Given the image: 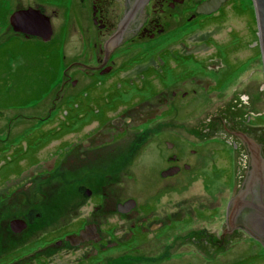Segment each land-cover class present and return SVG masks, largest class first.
<instances>
[{"label": "flooded vegetation", "instance_id": "af4514ba", "mask_svg": "<svg viewBox=\"0 0 264 264\" xmlns=\"http://www.w3.org/2000/svg\"><path fill=\"white\" fill-rule=\"evenodd\" d=\"M189 1L146 0L140 7L129 11V7L137 0H34L31 4H23L22 0H0V38L3 39L0 47L11 39L41 40L16 32L11 25L10 17L13 13L33 9L49 19L51 36L47 42L58 41L63 48L70 36V30L74 29L81 44H88L90 49L97 51L94 66H89L93 56L88 54L87 58V53L82 57L84 61H72L71 64L64 65L60 75V86L53 93L56 99L45 116H42L44 102L11 106L0 97V264H55L54 260L58 257L68 258L76 251L86 248H90L92 253H87L85 257L81 255L76 263L71 264L121 263L119 260L107 258L115 254L117 248H122L124 220H132L128 241L138 240L147 234L154 236L160 233V237L168 236L170 230H174L171 229L173 224L176 228L184 224L186 214L158 216L152 203L141 204L135 198H122L117 184L123 173L122 162L127 161V165L130 166L126 176V181L131 182L129 185L150 183L162 186L166 191L159 192L160 198L162 197L160 193L167 192L172 184L171 180L175 179L180 181L178 184H186L187 180L189 182L198 180L201 187L206 188L204 184L206 171L215 169L218 161L221 164L225 162L224 158L217 154L220 149L206 151L197 144L198 147L189 150V154L179 156L175 147L171 149L173 145L166 148L163 142L166 151L165 155L161 156L159 167L155 166L160 158L156 159L155 155L150 154V159H147L145 156L148 154H144L142 158L147 159L148 165L141 166V171L137 175L133 167L137 164L138 153L134 147L139 145L138 130L129 141L125 154L117 141L123 135L124 126L130 124L133 119L131 113H118L107 117L108 112H114L122 105L119 99L125 92L120 88H111L112 85H103L101 81L105 87L103 88L105 91L101 93L100 88H94V84L79 88L72 77L76 71L87 77L95 76L102 79L111 77L118 70L112 67V55L115 50L121 48L124 49L125 57L133 59L136 65L135 62L139 60H143L141 61L143 65L146 62H161L157 69L147 65L144 70L138 72L147 73V81L153 82L152 79L156 81L155 74H158L156 77L159 76L161 82H164L161 79L165 78L166 74L180 75L186 61L198 62L199 59L171 49L175 44H184V38L171 40V37H167L171 32V25L175 23L171 22L170 18H183L187 23H192L194 30H197L205 25L218 24L223 18L225 7L231 6L232 11L235 8L231 5L232 0H222L214 13L203 15L197 14L196 8L208 0H195V4H190ZM113 4L115 9L111 7ZM61 9L63 13L60 15ZM188 10L190 14L185 17ZM171 11L176 13L172 14ZM59 17L62 20L56 26L58 32L55 36L54 24ZM160 39L159 44H153L146 49L148 51L144 57L138 56L140 45L152 44ZM256 47L260 52L259 42ZM107 49H110L109 53ZM3 54L5 55V52ZM87 59L88 63L85 62ZM66 83L68 88L64 92L63 85ZM143 87L145 88V86L141 88ZM141 88L136 90H142ZM107 91L110 97L115 94L111 100L108 99ZM186 93H181L180 98H186ZM168 96L160 94L157 99V103L166 108L163 113L159 111L155 114L153 111L158 109H153L151 121L141 122L140 125L144 123L148 126L147 130L152 132L147 134L143 128L140 133L142 142L155 132L152 124L156 120L165 123L169 120L171 101L178 98V90L169 91ZM242 98L245 100L244 103H248L245 96ZM236 117L237 110L230 109V100H227L201 122L200 129L201 131L204 129V133L194 136L199 139V143L206 142L202 144L203 146L209 142L216 143V140L224 141L229 146L231 143L238 156H245L246 171L238 185L241 190L252 164V148L262 150L261 155L264 156V138L263 141L259 140L264 130L260 129L258 134L253 135L249 129L250 122L247 119L236 120ZM140 125L137 123L134 127L139 129ZM116 130H119L118 133ZM145 135L149 138L145 139ZM109 142L114 147L108 146ZM169 169H175V173L163 176ZM186 173H192L191 177L185 178ZM76 174L79 178L75 177ZM259 176L262 181L254 183L257 194L264 192L263 185L260 187L261 183L264 184V174ZM78 179L81 181L77 182ZM85 179H94L96 184L91 186ZM240 190L235 193L233 199ZM128 201H133L134 205L124 213L119 211L118 207ZM231 201L229 200L226 205L222 230L218 237L215 236L216 241L211 240L214 237L213 232L201 226L192 232L194 237L192 242H196V238L199 237L198 241L204 242L205 245H209L210 242L216 243L214 248H217L222 243V246L224 244L228 248L230 237L234 233L256 232L255 234L261 236L262 232L252 226V221H247L236 214L232 218ZM83 205L86 210L84 217L73 219ZM207 208L194 210L195 219L207 216L212 218L217 215L216 207L208 210ZM205 210L209 211L208 215ZM84 231L88 235L77 245H72L66 240L68 237H77ZM207 237L211 238L210 242ZM25 246L31 248L22 251Z\"/></svg>", "mask_w": 264, "mask_h": 264}, {"label": "rangeland", "instance_id": "374dc122", "mask_svg": "<svg viewBox=\"0 0 264 264\" xmlns=\"http://www.w3.org/2000/svg\"><path fill=\"white\" fill-rule=\"evenodd\" d=\"M33 1L22 0V3L31 4ZM188 3L195 4V0L193 2L190 0ZM231 5H234V10L232 11L231 6L225 7L223 18L218 24L205 25L197 30H194L192 23H187L183 18H170V21L175 23L171 25V32L167 34V37H171V40L179 37L184 38V44H175L171 49L199 60L198 62L186 61L180 75L166 74L165 78L161 79L164 82L159 81L160 77H156L158 74L154 75L156 81L152 79L153 82H150L147 81V73H138L144 70L147 65L157 69L160 61L156 63L146 62L143 65V63L141 64L143 60H139L135 62L136 65L133 59L125 57L122 48L115 50L112 55V67L114 70H118L111 77L106 79L95 76L87 77L78 71L73 74L72 80H76L79 88L94 84V88H100L101 93L105 91L103 89L105 87L102 86L104 83L103 85H112L111 88H120L125 92L121 94L119 99L122 105L116 111L108 112L106 115L111 117L118 113H131L133 119H131L130 124L124 126L123 135L117 141L119 147L124 150L123 154H125L129 147V141L133 139L138 130L139 145L137 142L138 146L134 147L138 153L136 154L137 164L133 167L137 175L141 171V166L148 165L147 159H150V154L155 155L156 159L160 158L155 166L159 167L161 156L165 155L169 145H173L171 149L175 147L179 156L189 154V150L198 147L197 144L206 151L218 148L220 149L217 153L218 156L225 160L223 164L218 161V166L212 171H206L207 175L204 176L206 188H202L198 180L194 182L187 180L186 184L181 183V185L178 184L180 181L175 179L171 180L172 184L167 192L160 193L162 196L160 198L159 192L161 190L166 191V188H162V186L158 187L150 183L129 185L131 182L126 181V176L130 166L127 165V161L123 160L122 177L118 178L119 182H117L122 198H135L141 204L144 202L152 203L158 216L182 213L183 215L186 214V219L179 228L173 224L171 229L174 230H170L168 236L160 237V233L154 236L147 234L138 240L131 239L129 241L127 237L132 220H124L122 248H117L116 252L114 251L115 254L113 253L107 258V260L112 258L121 261V263L115 264H242V262L245 263V260L248 261L247 264H264V248L258 240L249 236L248 233L231 235L228 248L224 244L222 246V243L214 248L216 243L212 244L210 237H207L210 242L209 245L198 241L199 237L196 238V242H192L194 238L192 232L201 226L213 232L214 237L211 240L216 241L222 230L221 225L224 222L226 205L240 190L238 185L242 181L247 166L244 160L245 156H238L231 143L230 146L220 140H216V143L209 142L205 146L202 144L206 142L199 143V139L194 135L198 136L204 133V129L202 131L200 129L201 122L215 112L221 104L230 100V109L237 110L236 120L247 119L250 122L249 129L253 135L258 134L260 129L264 130V74L261 55L256 47L258 36L253 3L252 0H232ZM13 6H15L14 3ZM111 7L115 9V4ZM62 13L63 10L61 9L60 15ZM171 13L176 12L171 11ZM189 14L190 11L188 10L185 17H188ZM61 20L62 18L59 17L55 21V36L58 32L56 26ZM174 26L177 28L173 29ZM2 40L0 38V42ZM160 42L161 39L152 44L140 45L138 56L144 57L148 47ZM86 45L81 44L77 31L74 29L70 30V36L63 48L58 41L45 43L36 38L6 41L5 45L0 47L1 99L11 106L44 102L42 116H45L52 102L56 99L53 93L60 86V75L64 65H69L72 61H84L82 57L87 53V58L88 54L93 56L89 66H94V56L97 51L90 49L88 44ZM85 62L88 63V59ZM124 81L127 82L124 83ZM142 86L145 88L142 89ZM167 86L169 88H166ZM63 88L65 92V89L68 88L67 83L63 85ZM140 88L142 90H136ZM175 89L178 90V98L171 101V115L166 121L167 125L162 120H156L152 124L155 132L150 138L145 135V139H149L142 142L140 133L143 128L147 134L152 132L147 130L148 126L144 123L140 125L141 122L151 121L150 117L153 112L155 114L159 111L163 113L166 108L162 104H158L157 99L160 94L168 96V92ZM183 92H187L186 98H180V94ZM106 94H108L109 100L115 95L112 94L110 97L108 91ZM242 96L246 97L248 103H244L245 100ZM153 109L158 110L152 112ZM137 123L140 125L139 129L134 127ZM253 127L255 129L251 130ZM117 131L119 130L115 132ZM263 135L264 132L263 134L261 132L260 141H263ZM110 143L108 146L114 147ZM144 154H148V156ZM143 156L147 159H143ZM141 159L142 161H140ZM77 175L75 177L79 178ZM191 175L192 173H186L185 178H189ZM144 176L147 178V174ZM80 179L77 182L81 181ZM85 180L91 186L96 184L94 179ZM203 207H208L207 210L216 207L217 215L212 218L207 216L202 219H195V211H199ZM204 212L208 215L209 211L205 210ZM85 213L86 210L83 205L73 219L83 218ZM65 228L67 229V227ZM30 246H25L22 251L31 248ZM87 253L91 254L92 250L86 248L82 251H76L68 258L60 256L54 262L55 264L76 263L81 255L85 257ZM31 260L29 259V261Z\"/></svg>", "mask_w": 264, "mask_h": 264}, {"label": "water", "instance_id": "95a60500", "mask_svg": "<svg viewBox=\"0 0 264 264\" xmlns=\"http://www.w3.org/2000/svg\"><path fill=\"white\" fill-rule=\"evenodd\" d=\"M221 1L222 0H208L206 2H203L196 8V13L210 15L218 9ZM145 2L146 0H137L134 5L129 7V11H133V9H135L137 6L140 7ZM252 3L255 13L257 36L264 74V0H252ZM10 21L14 31L16 32H21L28 36L38 37L43 42H47L50 39L51 26L49 19L40 14L38 11L27 9L15 12L11 15ZM112 48L113 46L111 45L110 49ZM110 49H107V53H109ZM252 149V164L248 170L245 185L242 187L239 194L230 202V212L232 218L235 214L237 216L240 215L246 218L247 221H252V226L254 225L255 227L260 229V231L262 232L261 236L255 234V230V233L249 231L248 232L252 238L258 240V242H260L264 247V192L257 194L254 187V183H259L262 181V178H260L259 175L264 174V156L261 155L262 150H257V148ZM173 173H175V169H169L168 171L163 173V176L172 175ZM262 185L264 187L263 183H261L260 187H262ZM133 205V201H128L123 206H119L118 209L119 211L124 213L128 211ZM242 209H245V211H242ZM86 235L88 234L84 231L79 236L68 237L66 238V240L69 241L72 245H77L79 242L84 241Z\"/></svg>", "mask_w": 264, "mask_h": 264}, {"label": "trees", "instance_id": "16d2710c", "mask_svg": "<svg viewBox=\"0 0 264 264\" xmlns=\"http://www.w3.org/2000/svg\"><path fill=\"white\" fill-rule=\"evenodd\" d=\"M247 263H248V261H246V260H245V263L242 262V264H247Z\"/></svg>", "mask_w": 264, "mask_h": 264}]
</instances>
